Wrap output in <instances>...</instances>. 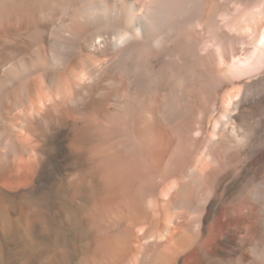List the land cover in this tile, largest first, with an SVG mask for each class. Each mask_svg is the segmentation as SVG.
I'll list each match as a JSON object with an SVG mask.
<instances>
[{
  "label": "bare ground",
  "instance_id": "1",
  "mask_svg": "<svg viewBox=\"0 0 264 264\" xmlns=\"http://www.w3.org/2000/svg\"><path fill=\"white\" fill-rule=\"evenodd\" d=\"M0 264H264V0H0Z\"/></svg>",
  "mask_w": 264,
  "mask_h": 264
},
{
  "label": "rangeland",
  "instance_id": "2",
  "mask_svg": "<svg viewBox=\"0 0 264 264\" xmlns=\"http://www.w3.org/2000/svg\"><path fill=\"white\" fill-rule=\"evenodd\" d=\"M202 47H201V46ZM205 45L206 47V44H198V47H199V52L200 54H204L205 50L203 48V46ZM222 45H225V44H211L212 49L215 53L214 55V62H216V64H220V58H219V53H221V46ZM217 46V47H216ZM219 46V47H218ZM201 48V50H200ZM220 50H219V49ZM218 49V50H216ZM199 60V59H198ZM198 63L201 62V59L199 61H197ZM229 76L230 78L226 81V85L224 84L223 87L221 89H219V91H216L217 93H215V100L217 102H215V100L213 101H210V100H207L205 98L202 99L201 97V100L199 101V105H198V108H197V116L194 114L193 116L191 115V113L186 110V113L181 117V123L179 124L181 126L182 124V128H181V131L178 132L176 135H179L177 136V138L175 137V139H177L176 143L178 142V145H180L183 149H189V151H193V152H199L200 150V147H202L204 145V141H206L208 135L211 133V129L213 128L214 124H215V121H216V118L218 117V115H220L221 113V109L218 108V106L221 107V98H222V95H225L226 91H235V87H239V86H242L246 83H252L254 82V80L256 78L254 77H251V74L249 72H236L234 74H231L229 72ZM247 80V81H246ZM231 82V83H230ZM243 83V84H242ZM235 84V85H233ZM240 84V85H239ZM242 84V85H241ZM233 85V86H232ZM205 93V92H204ZM204 93H201L202 95H204ZM213 93V91H212ZM213 93V94H214ZM200 94V95H201ZM208 94H211L210 91H208ZM219 95V96H218ZM220 99V100H218ZM207 101V102H206ZM203 104V105H201ZM212 104V105H211ZM218 104V105H216ZM215 105V106H214ZM207 106V107H205ZM203 110V111H202ZM185 111V110H184ZM184 113V112H183ZM190 113V114H189ZM187 115V116H186ZM190 115V116H189ZM195 116V117H194ZM212 116V117H211ZM186 117V118H185ZM184 118V119H183ZM196 119V121L193 120ZM193 120V121H192ZM180 121V120H179ZM203 121V122H202ZM194 122V123H193ZM205 123V124H204ZM194 125V127L192 125ZM166 125L171 128V123H166ZM185 126V127H184ZM168 128V129H169ZM200 129H202L201 131H199ZM183 130V131H182ZM186 131V132H185ZM184 132V133H182ZM193 132V133H192ZM182 133V134H181ZM175 135V136H176ZM192 135V136H191ZM179 137V138H178ZM185 138V139H184ZM206 138V139H205ZM202 143V144H201ZM190 144V145H189ZM204 147V146H203ZM193 149V150H192ZM122 154H120L121 156H124L123 152H121ZM125 158H127L125 156ZM124 158V159H125ZM159 173V174H158ZM155 175V174H154ZM154 175L152 176L151 180L149 179L148 183L146 181H144V183L142 182L141 186L144 188V187H147V188H150L151 189V194L147 197H144V196H138L137 199H138V202L139 204L141 205V208H143L145 211L148 212L149 209H152L150 211H154L156 209V203H155V199L153 198H156L157 195H158V192L157 190H154L153 188L154 187H161V183H163V175L160 173V172H157L156 175L159 176V177H156L155 175V179H154ZM162 175V176H161ZM161 176V177H160ZM153 179V181H152ZM160 179V180H159ZM166 181V180H165ZM153 182V183H152ZM147 183V184H146ZM150 183V184H149ZM146 184V185H144ZM153 184V185H152ZM150 185V186H149ZM159 185V186H158ZM161 185V186H160ZM149 186V187H148ZM152 190L153 193H152ZM159 190V189H158ZM156 191V193H155ZM160 192V191H159ZM161 193V192H160ZM153 194V195H152ZM152 195V197H151ZM148 198V199H147ZM142 204H141V203ZM145 204V205H144ZM152 205H154V207L152 208Z\"/></svg>",
  "mask_w": 264,
  "mask_h": 264
}]
</instances>
